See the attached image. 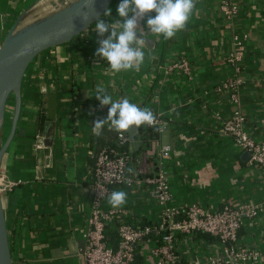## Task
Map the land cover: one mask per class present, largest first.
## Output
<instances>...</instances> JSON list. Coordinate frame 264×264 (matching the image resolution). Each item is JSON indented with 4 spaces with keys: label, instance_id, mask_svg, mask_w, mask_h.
I'll return each mask as SVG.
<instances>
[{
    "label": "crops",
    "instance_id": "0c3cea01",
    "mask_svg": "<svg viewBox=\"0 0 264 264\" xmlns=\"http://www.w3.org/2000/svg\"><path fill=\"white\" fill-rule=\"evenodd\" d=\"M71 1L0 0V47L20 17L22 24H28ZM237 2L239 13L232 23L221 11L220 0H196L186 28L168 40L148 33L141 21L151 42H143L145 59L138 71L114 72L106 59L95 56L98 41L110 34L98 36L95 23L35 57L23 79L19 120L0 171V177L20 181L11 192L2 193L14 264H86L83 251L94 167L111 131L109 125L99 135L92 131L110 107L101 106L95 97L97 85H103L114 100L127 97L150 108L165 127L151 146L135 139L128 145L131 153L140 149L129 167L143 170V175L155 174L161 166L159 144L171 147L164 162L172 193L166 207L184 211L198 203L220 209L264 199V169L251 164L236 142L221 133L222 121L239 111L246 131L264 141V0ZM119 3L113 0L108 7L112 16L103 17L107 22L121 20ZM239 30L248 33V41L237 72L228 54ZM183 58L191 64L190 76L178 68L169 70ZM238 77L242 81L235 91L237 102L232 91L216 90L218 84ZM49 93L57 95L56 119H48L42 129L40 115L46 112ZM14 110L13 96L7 105L3 142L11 133ZM51 125H55L53 141L46 144ZM39 133L44 138L38 147ZM81 171L87 183L80 180ZM164 209L148 185L132 190L129 219L159 222ZM176 237L179 264H205L209 255L224 250L217 238L208 239L200 232ZM239 243L257 253L242 264H264V209L244 220ZM152 246L151 240L139 243L142 264H158L161 257L152 253Z\"/></svg>",
    "mask_w": 264,
    "mask_h": 264
},
{
    "label": "built area",
    "instance_id": "2783aa9c",
    "mask_svg": "<svg viewBox=\"0 0 264 264\" xmlns=\"http://www.w3.org/2000/svg\"><path fill=\"white\" fill-rule=\"evenodd\" d=\"M220 9L233 23L239 13L237 0H220ZM248 33L244 30L233 34V47L228 54V61L235 71H240ZM181 69L191 75L192 67L188 59L183 58L173 63L169 70ZM241 78L222 82L216 90L232 91V98L237 102V89ZM159 124L160 136L165 127ZM221 133L233 139L238 147L249 152V162L264 169V141L251 136L245 129L244 118L237 111L234 116L222 121ZM159 136V137H160ZM37 146L43 143V134H37ZM133 137L126 132L118 133L121 145L129 144ZM158 140V139H157ZM171 152L168 144L160 143L158 155L161 166L152 175H143V170H131L129 167L132 155L113 148L102 149L94 167L93 195L91 215L88 220L86 245L83 257L86 264H135L139 243L143 240L153 243L152 253L161 257L158 264H179L180 256L176 242L178 234L203 232L214 236L224 244L221 255H209L205 264H242L256 257L257 253L239 243V231L246 218H254L264 209V199L260 202H248L240 206L225 204L220 209L205 208L198 203L191 204L186 210L166 207L171 198L170 183L167 178L164 162ZM20 181L0 177L1 193L11 192ZM127 184L134 188L148 185V191L165 207L162 220L157 224H144L141 219L129 221L128 210L103 208V202L110 194L112 185ZM116 224L118 234L117 247L108 244L106 230L111 223Z\"/></svg>",
    "mask_w": 264,
    "mask_h": 264
},
{
    "label": "clouds",
    "instance_id": "9594fccd",
    "mask_svg": "<svg viewBox=\"0 0 264 264\" xmlns=\"http://www.w3.org/2000/svg\"><path fill=\"white\" fill-rule=\"evenodd\" d=\"M87 3L93 4L94 0H87ZM195 5L196 0H120L116 8L120 21L109 23L103 18L112 16L110 8L105 9L102 16L95 20L94 31L98 36L105 37V34L110 33L98 41L95 56L106 59L114 72L138 71L145 59V28L148 33L162 35L165 40L171 39L186 28ZM141 21L145 22V28L141 27ZM95 97L101 106H110L107 117L94 122L92 131L96 135L101 133L105 125L117 133H123L130 132L132 126H152L156 121L150 108H141L127 97L114 100L103 85H97ZM127 195L123 190L113 191L108 204L118 208L127 203Z\"/></svg>",
    "mask_w": 264,
    "mask_h": 264
},
{
    "label": "water",
    "instance_id": "95a60500",
    "mask_svg": "<svg viewBox=\"0 0 264 264\" xmlns=\"http://www.w3.org/2000/svg\"><path fill=\"white\" fill-rule=\"evenodd\" d=\"M113 0H72L66 6L58 9L34 22L22 24L20 17L9 31L0 47V171L6 150L15 134L19 120L22 85L25 73L37 55L46 49L65 43L87 30L98 17H101ZM86 17V19L84 18ZM149 43L151 40L144 39ZM23 52V55L19 53ZM15 98V110L11 133L3 142V129L9 98ZM45 109L47 118L56 119L57 95L49 93L46 96ZM55 125L47 128L45 143L53 141ZM139 128L132 126L128 132L131 137L138 133ZM136 142L135 146L138 147ZM250 156L249 152H245ZM0 264H14L11 250L7 219L3 196L0 190Z\"/></svg>",
    "mask_w": 264,
    "mask_h": 264
},
{
    "label": "trees",
    "instance_id": "16d2710c",
    "mask_svg": "<svg viewBox=\"0 0 264 264\" xmlns=\"http://www.w3.org/2000/svg\"><path fill=\"white\" fill-rule=\"evenodd\" d=\"M13 98V96L11 97ZM48 121L47 118V114L45 112V110L41 113L40 115V127L42 129H44L45 127V123ZM109 135H108V139L106 140V147L104 148H113V149H117L120 152H125V153H130L132 156H135L137 153H139L140 149H138L137 151H133L132 153L129 151V145L125 144V145H121L118 139V133L114 130L109 131ZM160 136V131H159V124H155L150 126L147 124L141 125L139 127V131L138 133L132 138L135 140L140 141L141 143H143L146 146H151V144L153 142H155ZM80 180L83 183H87V181L83 180V173L82 171L80 172ZM123 190L125 192H127V203H125L124 205L118 207V208H114L111 205L108 204V198L110 196V194L113 191H120ZM110 194L106 197V199L103 202V208L106 210H110V209H129V207L131 206V197H132V187L127 185V184H115L111 186L110 189ZM129 221H133L131 219H128ZM141 222L144 224H157L158 222H152L149 221L145 218L141 219ZM201 234L205 235L206 238L208 239H214L215 237L203 232H200ZM106 234H107V241L108 244L112 247H117L118 244V234L116 232V224L113 222L111 223L106 230ZM142 256L140 255V252H137L136 255V262L135 264H142Z\"/></svg>",
    "mask_w": 264,
    "mask_h": 264
}]
</instances>
